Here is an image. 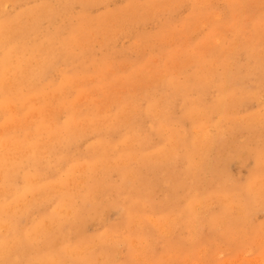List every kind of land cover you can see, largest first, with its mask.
<instances>
[{
	"label": "rangeland",
	"instance_id": "1",
	"mask_svg": "<svg viewBox=\"0 0 264 264\" xmlns=\"http://www.w3.org/2000/svg\"><path fill=\"white\" fill-rule=\"evenodd\" d=\"M3 49L0 264H264V0H0Z\"/></svg>",
	"mask_w": 264,
	"mask_h": 264
},
{
	"label": "bare ground",
	"instance_id": "2",
	"mask_svg": "<svg viewBox=\"0 0 264 264\" xmlns=\"http://www.w3.org/2000/svg\"><path fill=\"white\" fill-rule=\"evenodd\" d=\"M5 50L3 49V56H2V69L0 68V83L1 84H4L5 82V77L8 75L7 74V72H14L15 74H16V72H15V68H9L8 66H13V65H15V63L13 62V59H9V58H7L6 57V54H5ZM14 56V55H13ZM52 60V57H50V59H49V61H51ZM48 61V62H49ZM47 63V62H46ZM17 74H19V75H22V69L19 71V72H17ZM11 80V79H10ZM15 85V84H14ZM18 140L19 141H21V138H18ZM8 144V143H7ZM10 145V147H12L13 149H16L17 148V146L18 145H15V144H9ZM33 150H35V148H32ZM13 161H14V159L13 158H11ZM12 176V175H14V173L13 172H11V171H8L7 170V174H6V176L5 177H8V176ZM33 189L35 190V187L33 186ZM66 196V195H65ZM64 196V197H65ZM90 197V196H89ZM60 201V200H59ZM62 201V200H61ZM84 203V202H83ZM61 204H62V202H61ZM60 206H58V208H59ZM62 207V206H61ZM56 209V208H55ZM60 209V208H59ZM58 210V209H57ZM63 210V209H62ZM61 210V211H62ZM56 211V210H55ZM0 212H2V214L3 213H6V214H8L9 213V210H7V208H6V206L5 205H2V203H0ZM77 212V211H76ZM63 213V212H62ZM61 213V214H62ZM59 214V213H58ZM57 214V215H58ZM12 215H15V213L13 214L12 213ZM55 215V214H54ZM71 216V215H70ZM69 216V217H70ZM73 216V215H72ZM57 217V216H56ZM55 216L53 217L54 219L56 218ZM222 217V216H221ZM216 218V217H215ZM54 219H52V220H54ZM59 219V218H58ZM63 220V219H62ZM61 220V221H62ZM213 220V219H212ZM60 221V222H61ZM65 221V220H64ZM64 221H62V222H64ZM49 222H50V220H49ZM53 222V221H52ZM213 222H215L216 224L217 223H219V222H221V219H219V220H213ZM76 223V222H75ZM47 224V223H46ZM50 224L51 223H49V226H50ZM65 224V223H64ZM67 225V224H66ZM71 225V224H70ZM75 225V224H74ZM73 225V226H74ZM42 226L44 227V225H41L40 227H41V229H42ZM77 226V225H76ZM8 227L11 229V227L8 225ZM45 227H47V225H45ZM44 227V228H45ZM78 227V226H77ZM49 228V227H48ZM47 228V229H48ZM73 228V227H72ZM1 229V228H0ZM77 229V228H76ZM3 230V229H2ZM11 231H12V235H13V237H12V239L15 241V244L17 245V243L18 242H20L22 239H23V241L25 240V236H24V232H21V231H17L16 230V228H13V229H11ZM49 231V230H48ZM47 232V231H46ZM80 232V231H79ZM33 234V236H34V232H32ZM81 233V232H80ZM82 237V236H81ZM30 239H32V236L31 237H29ZM87 238V237H86ZM84 240V239H83ZM88 240H90V239H88ZM85 242L87 241V240H84ZM46 242H47V240H46ZM85 242H83V243H85ZM87 243V242H86ZM85 243V244H86ZM90 243V242H89ZM15 244H14V246H15ZM44 244V243H43ZM84 244V245H85ZM88 244V243H87ZM24 245H26V244H24ZM53 244H51V246H52ZM54 245H56V244H54ZM53 245V246H54ZM27 246V245H26ZM43 246V245H42ZM52 246V247H53ZM52 247H51V249H52ZM12 248H13V245L12 246H10L5 240H0V255L1 256H5L3 253H8V252H10V250H12ZM20 248H22V247H20ZM44 248V247H43ZM46 248V247H45ZM44 248V249H45ZM49 248V247H48ZM54 248V247H53ZM18 249H19V247H18ZM51 249H49V250H51ZM60 249V248H59ZM14 250V249H13ZM25 250V249H24ZM26 250H27V248H26ZM38 250V249H37ZM55 251H56V249H54ZM57 250H58V248H57ZM63 250H66V249H62V251ZM69 250V249H68ZM15 251V250H14ZM16 251H18V250H16ZM62 251H61V253H62ZM70 251V250H69ZM69 251H68V253H69ZM13 252V251H12ZM23 252V251H22ZM44 252V251H43ZM51 252H53V249H52V251ZM60 252V251H59ZM71 253L73 252V251H70ZM77 252V251H76ZM75 252V253H76ZM40 253V252H39ZM64 253V252H63ZM63 253H62V256L61 255H57V257L58 258H56L57 260H60V262L59 263H63V264H65L64 263V258H68V257H66V255H63ZM67 253V251L64 253V254H66ZM70 253V254H71ZM37 254V253H36ZM48 254V253H47ZM53 254V253H52ZM92 254V253H91ZM55 255V256H56ZM80 255L82 256V254L80 253ZM79 255V256H80ZM51 256H53V255H51ZM68 256V255H67ZM75 256V255H74ZM78 256V257H79ZM80 256V257H81ZM88 256V255H87ZM90 256V255H89ZM88 256V257H89ZM92 256H94V255H92ZM39 257V256H38ZM49 257V256H48ZM70 257V256H69ZM45 258V257H44ZM51 258V257H50ZM74 259H75V257H73ZM72 258V259H73ZM89 258H91V256L89 257ZM88 258V259H89ZM79 259V258H78ZM92 259V258H91ZM95 259V258H94ZM36 260V259H35ZM39 260H41V259H39ZM44 260V259H43ZM36 261H38V260H36ZM46 261H47V258H46ZM50 261V260H49ZM56 261V260H55ZM55 261H53V262H55ZM68 261H70V259L68 260ZM45 262V261H44ZM44 262H43V264H44ZM48 262V261H47ZM47 262H46V264H47ZM65 262H67V260L65 261ZM13 263V262H12ZM11 263V264H12ZM41 263V262H40ZM57 263V262H56ZM73 263H74V260H73ZM48 264H49V262H48ZM55 264V263H54ZM76 264V263H75ZM77 264H80V263H77Z\"/></svg>",
	"mask_w": 264,
	"mask_h": 264
}]
</instances>
